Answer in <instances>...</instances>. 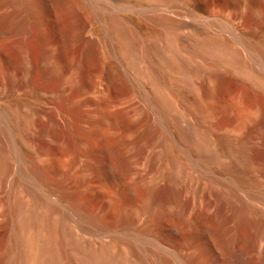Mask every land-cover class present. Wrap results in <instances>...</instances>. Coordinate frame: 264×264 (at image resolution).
Instances as JSON below:
<instances>
[{
    "label": "bare ground",
    "instance_id": "obj_1",
    "mask_svg": "<svg viewBox=\"0 0 264 264\" xmlns=\"http://www.w3.org/2000/svg\"><path fill=\"white\" fill-rule=\"evenodd\" d=\"M212 2L0 0V40L44 27L57 68L80 42L50 103L74 87L67 105L84 111L44 103L73 142L69 160L51 156V179L0 146L1 177L23 157L20 178L44 186L0 214V264H264V33L241 21L257 0ZM71 6L92 24H61ZM17 105L3 106L0 143L25 122Z\"/></svg>",
    "mask_w": 264,
    "mask_h": 264
},
{
    "label": "rangeland",
    "instance_id": "obj_2",
    "mask_svg": "<svg viewBox=\"0 0 264 264\" xmlns=\"http://www.w3.org/2000/svg\"><path fill=\"white\" fill-rule=\"evenodd\" d=\"M256 4L257 9L259 8V13L258 10L255 14L247 10L244 12L241 21L246 31L261 35L264 33V0H260L259 3L257 0ZM74 7L73 9L71 8V10L68 8L70 12L67 11L65 13L66 15H63V17L60 16L61 18L59 17L61 24L65 22V24H70L79 28L86 24H92L93 19H91L87 12L77 6L76 8ZM207 7L211 10L215 7L213 6L212 0H208ZM152 28L153 25L148 24L142 31L148 32ZM49 35L48 29L41 26H34L31 29V34L29 33L26 37H20V39L18 37H10L11 39L2 38L0 40V51H2L0 56V109H2L0 110V124L4 116V114H2V111H4L3 106L6 104L17 105L15 103L16 100L20 102L16 110L25 118V122L22 123L21 128H18L17 121H14V128L16 131L12 135V144H6L8 142L3 138L5 144L1 142L2 144L0 143V146L4 145L3 147H8L11 151L22 149L26 159L28 157H35L37 164L44 168V170L46 169L45 173H49L48 175L46 174V176L51 179L55 176L53 171H51L52 167L49 165L50 160H52L51 156L60 155V159L62 157L69 160L68 158L73 156L71 147L73 146V142L61 124L57 123L53 118L51 119V116H48V113L44 111L45 105L48 104L49 106L59 107L69 112L72 118L75 117L73 118L75 120L78 119L84 111L83 109L67 105V98L71 101V98H73L72 96L77 93V89L74 87L69 88L62 96L57 97L54 104L50 103L51 96L58 92L60 88L59 85L62 87V80L68 75L67 69H71L79 63L81 46L80 42L71 41L64 52L59 55H54V58L60 62L57 68L50 60L53 51L50 47ZM100 55L101 48L98 47L97 58H99ZM8 57L11 63L7 60ZM97 66L99 68V63L96 64L94 68H97ZM137 117V115H132L127 125L137 124L138 120H140H137ZM130 125L129 127L132 126ZM11 160L12 164H10V171L6 176H0L1 215L5 214L7 204L11 197H29L30 191H40L39 188L44 189V186L39 188L36 187L33 179L29 176L20 178L19 171L22 167H24V169L26 168L23 157L22 159L19 158V160L18 157ZM41 163L44 167L40 165ZM20 186H24L25 191H22L21 188L23 187L19 188ZM10 233L11 223L6 216L1 217V254L6 252V245Z\"/></svg>",
    "mask_w": 264,
    "mask_h": 264
}]
</instances>
